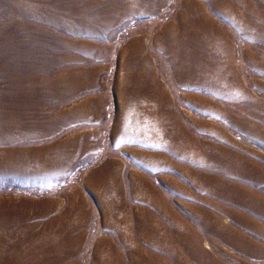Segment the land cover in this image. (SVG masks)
Listing matches in <instances>:
<instances>
[{
    "label": "rangeland",
    "instance_id": "374dc122",
    "mask_svg": "<svg viewBox=\"0 0 264 264\" xmlns=\"http://www.w3.org/2000/svg\"><path fill=\"white\" fill-rule=\"evenodd\" d=\"M0 264H264V0H0Z\"/></svg>",
    "mask_w": 264,
    "mask_h": 264
}]
</instances>
